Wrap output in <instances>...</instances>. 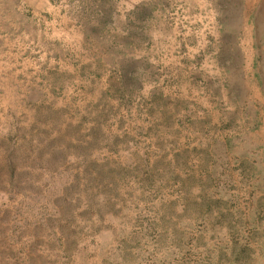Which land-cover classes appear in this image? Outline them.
<instances>
[{
  "label": "rangeland",
  "instance_id": "obj_1",
  "mask_svg": "<svg viewBox=\"0 0 264 264\" xmlns=\"http://www.w3.org/2000/svg\"><path fill=\"white\" fill-rule=\"evenodd\" d=\"M0 264H264V0H0Z\"/></svg>",
  "mask_w": 264,
  "mask_h": 264
}]
</instances>
